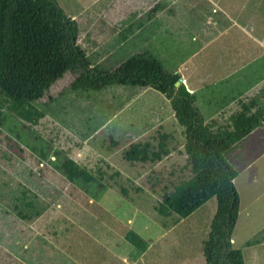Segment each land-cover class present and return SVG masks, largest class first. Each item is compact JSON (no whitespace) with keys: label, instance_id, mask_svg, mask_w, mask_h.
Listing matches in <instances>:
<instances>
[{"label":"crops","instance_id":"0c3cea01","mask_svg":"<svg viewBox=\"0 0 264 264\" xmlns=\"http://www.w3.org/2000/svg\"><path fill=\"white\" fill-rule=\"evenodd\" d=\"M163 1L83 2L77 44L90 65L101 70H113L130 56L149 51L167 73L184 81L210 133L233 130L239 115H254V110L247 106L249 100L257 96L264 100V63L260 65L259 76L253 73L252 60L237 64L229 61L221 64L222 71L217 73L213 65L194 63L193 59L212 39L196 34L183 20L168 13L171 4L167 7L162 5ZM158 4L167 11L157 9ZM67 16L78 20L75 14ZM230 19L223 13L207 25L214 32L220 28V33H225L227 28L239 27L235 19L228 26L222 25ZM240 29L244 31L241 25ZM244 32L253 39L248 31ZM157 93L152 88L116 86L85 93L88 110L81 107L70 110L68 128L54 124L55 134L59 133L55 138L67 135L69 141L67 153H63L67 158L56 169L69 176L70 181L132 183L133 190L110 189L104 184L99 189L122 195L132 191L134 195L148 194L155 198V211L162 217H171L174 213L158 212L160 203L193 177L197 169L186 148L187 129L177 123L169 101ZM89 99L95 105L92 113L100 118L92 131L84 129L85 121H89ZM60 150L55 154L61 155ZM228 159L237 164L238 170L233 185L239 198V213L231 243L242 252L244 264H264V123L260 122ZM107 207V204L99 206L104 212ZM201 207L170 223L140 224L136 233L146 243L142 252L126 240L127 233L132 232L129 227L111 228L109 223L102 224V220L75 223L74 234L62 239L60 211L56 210L53 221L56 219L58 224L51 233L42 232L45 226L37 219L26 224V231L17 241L9 236L4 239V245H0V264H204L202 245L210 221L201 217L186 221L197 216ZM131 224L128 219L127 225ZM94 229L101 232L94 234Z\"/></svg>","mask_w":264,"mask_h":264},{"label":"rangeland","instance_id":"374dc122","mask_svg":"<svg viewBox=\"0 0 264 264\" xmlns=\"http://www.w3.org/2000/svg\"><path fill=\"white\" fill-rule=\"evenodd\" d=\"M56 1L66 15L75 14L78 17L77 28L81 31L80 7L88 0ZM159 4L157 9L165 8ZM164 4L167 7L171 4L168 13L172 12L178 19L183 20L196 34L212 39L209 46L193 59L194 63L213 65L217 73L222 71L220 65L229 64V61L237 64L252 60L253 73L257 76L261 74L260 65L264 63V0H164L162 5ZM223 13L231 16L230 22H222L223 26L232 24L235 19L239 27L227 28L225 33H220V28L215 32L211 30L207 25L208 21L222 17ZM240 25L253 39L240 29ZM216 34L221 36L218 38ZM59 68L56 39L51 37L28 56L19 58L12 64L10 80L24 95L23 101L15 104L5 94L1 95L0 245H4V239L8 236L9 239L17 241L26 231V224H32L37 219L40 220V225L47 227L42 232L51 233L58 224L56 219L53 221V212L56 210L60 211L62 239L74 234L75 223L85 221L95 223L102 220V224L109 223L111 228L122 229L127 226L136 233L137 227L145 222L170 223L179 220L175 214H170L169 218L160 216L154 208L155 198L148 194L134 195L132 191L122 195L99 189L104 184L110 189L119 190L124 187L133 190L132 183L122 180L92 183L80 179L70 181L69 176L60 174L59 168L56 169L67 158L63 153H67L69 141L67 135L60 139L55 138L59 133L55 134L54 124L59 123L68 128L70 110L74 111L77 107L88 110L83 98L88 90L83 92L72 89V77L68 74L62 75L60 79ZM46 85L51 87V92L57 97L54 96L52 101L44 105L41 104L43 95L40 91ZM156 95L164 98L158 93ZM37 96L38 104H34L33 99ZM89 100V121H85L84 129L92 131L100 118L92 113L95 105ZM78 101L82 103L81 106ZM211 134L219 136L224 133L220 131ZM59 149L62 153L56 155L55 151ZM233 164L237 166L236 163ZM106 204L109 207L104 212L99 206ZM216 205V198L212 197L202 205L197 216L186 221L201 217L203 221L211 222ZM128 219L132 220L129 226ZM100 232L99 229L93 230L94 234Z\"/></svg>","mask_w":264,"mask_h":264},{"label":"trees","instance_id":"16d2710c","mask_svg":"<svg viewBox=\"0 0 264 264\" xmlns=\"http://www.w3.org/2000/svg\"><path fill=\"white\" fill-rule=\"evenodd\" d=\"M77 33L76 22L64 13L56 0H0V99L5 94L12 103L23 101L24 95L10 80L12 64L51 37L56 39L60 79L70 74L72 89L99 92L115 86L152 88L163 95L177 123L187 129L186 148L197 172L160 203L158 212L162 215L171 212L184 219L215 197V214L202 245L204 264H244L242 252L231 243L239 198L233 185L238 170L228 158L260 122L264 123L263 98L257 96L247 102L254 115H239L233 130L212 135L194 106L193 95L183 84L175 87L179 76L167 73L153 54L143 50L113 70H101L88 62L77 44ZM40 93L44 105L56 95L49 85ZM33 100L38 104L39 96ZM125 238L140 252L146 247L144 240L133 232H128Z\"/></svg>","mask_w":264,"mask_h":264},{"label":"water","instance_id":"95a60500","mask_svg":"<svg viewBox=\"0 0 264 264\" xmlns=\"http://www.w3.org/2000/svg\"><path fill=\"white\" fill-rule=\"evenodd\" d=\"M180 84H183L185 86V83L181 78H179L178 81L175 83V87L176 88L179 87ZM187 91L190 92L188 89H187Z\"/></svg>","mask_w":264,"mask_h":264}]
</instances>
